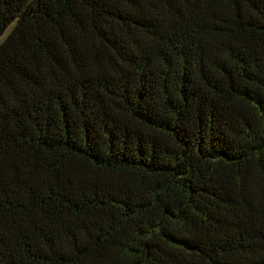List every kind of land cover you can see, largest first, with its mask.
I'll list each match as a JSON object with an SVG mask.
<instances>
[{"label": "trees", "instance_id": "obj_1", "mask_svg": "<svg viewBox=\"0 0 264 264\" xmlns=\"http://www.w3.org/2000/svg\"><path fill=\"white\" fill-rule=\"evenodd\" d=\"M0 264H264V0H0Z\"/></svg>", "mask_w": 264, "mask_h": 264}, {"label": "rangeland", "instance_id": "obj_2", "mask_svg": "<svg viewBox=\"0 0 264 264\" xmlns=\"http://www.w3.org/2000/svg\"><path fill=\"white\" fill-rule=\"evenodd\" d=\"M7 34V33H6Z\"/></svg>", "mask_w": 264, "mask_h": 264}]
</instances>
